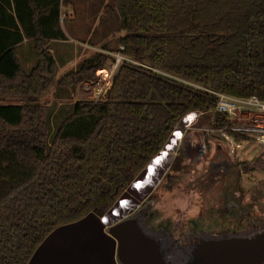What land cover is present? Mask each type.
I'll return each mask as SVG.
<instances>
[{
	"label": "trees",
	"instance_id": "obj_1",
	"mask_svg": "<svg viewBox=\"0 0 264 264\" xmlns=\"http://www.w3.org/2000/svg\"><path fill=\"white\" fill-rule=\"evenodd\" d=\"M113 1L106 24L118 18L128 61L104 99L76 101L53 132V108L37 101L54 86L75 93L114 60L97 53L57 81L47 41L66 40L62 0H0V97L26 99L0 103V264H28L57 227L104 217L190 113L226 127L204 90L264 102V0ZM26 40L28 72L18 57ZM236 162L240 178L246 163ZM189 171L180 145L170 172Z\"/></svg>",
	"mask_w": 264,
	"mask_h": 264
},
{
	"label": "water",
	"instance_id": "obj_2",
	"mask_svg": "<svg viewBox=\"0 0 264 264\" xmlns=\"http://www.w3.org/2000/svg\"><path fill=\"white\" fill-rule=\"evenodd\" d=\"M143 67L151 70L148 63ZM189 116L104 217L91 213L57 227L28 264H264V221L240 233L202 232L194 246L179 251L164 234L146 225L139 207L169 171Z\"/></svg>",
	"mask_w": 264,
	"mask_h": 264
},
{
	"label": "rangeland",
	"instance_id": "obj_3",
	"mask_svg": "<svg viewBox=\"0 0 264 264\" xmlns=\"http://www.w3.org/2000/svg\"><path fill=\"white\" fill-rule=\"evenodd\" d=\"M62 2V16L66 18L65 15L69 14L73 17V21L71 22V25H69V28L68 24L64 25L70 34L69 40L80 43L85 42L84 40H86L89 45L96 48V50H89V52H93V56L94 54L102 52L103 46H107L108 50L113 53L105 55L112 58L115 62L116 56L119 55L118 40L123 34L120 33L118 29V18H115L106 24L107 20L110 18V11L109 9H105V6H113L114 1L62 0ZM69 4H71L72 7L66 9ZM88 16L89 18L87 20ZM87 24V28H90L89 30L85 29ZM72 26H79V35H77V32L74 33L71 30ZM64 48L70 52L73 48H77V44H67ZM18 57L24 70L27 72L30 71L36 63L33 46L29 43H26L18 49ZM81 57L82 61H84L90 56L84 57L83 54ZM112 63H108L106 69L98 72L101 73V71L108 70ZM59 69L56 78L57 81L61 78L62 65H59ZM95 81L96 77L90 82ZM85 84L78 87L77 95L72 89L66 93L63 92V90H60L54 95L53 90L57 91V87L54 86L45 96L37 101L40 105L53 108L54 113L51 120L53 132L56 131L58 126L62 124L63 120L72 113L73 103L78 100H90V95L88 94L90 91L87 90L88 85L85 87ZM58 96L60 98H58ZM24 101H26V99L14 97L2 99L0 97V103L4 105H18L24 103ZM207 127H209L208 122L203 121L199 117L186 127V131L179 142V146L181 145L185 161L190 167V171L184 172L176 177L173 175L168 176L167 179L156 189L151 198L157 211H159L160 214L162 213V220H170L172 223L180 222L181 219L187 221L191 218L197 217L199 212L203 209H205V213L207 210L209 214H215V209L224 205L225 196L228 195L230 197L231 194L230 186L234 179L229 183L230 179H227L226 172L220 165L221 161L231 159L235 162L239 161L240 163H246V166L242 167V170L245 172L242 173L241 179V191L243 193L241 204L246 206V217L251 214L253 209H255L258 218H260L259 222L264 221V171L255 168L253 164L254 160L259 156L260 148L251 145L248 149L242 152V159H236V156L233 155L229 145L226 143L216 142L215 137L213 136L209 137L206 142L204 141L205 134L202 133V130ZM199 142L201 145H203V143L206 145L208 151L206 157H204V155L202 157L199 156L197 150H194ZM216 144L221 145V150H217ZM183 146H186L185 150L183 149ZM246 157H248V160L245 159ZM208 158L209 160L212 159V164L210 165L207 163L206 165H203ZM203 169L210 171L208 173V178H205L202 171ZM179 185H182V189H179ZM197 186H199V189L206 187L209 188V190L202 191L201 193L196 192L198 191L196 190ZM238 197H235V199Z\"/></svg>",
	"mask_w": 264,
	"mask_h": 264
},
{
	"label": "flooded vegetation",
	"instance_id": "obj_4",
	"mask_svg": "<svg viewBox=\"0 0 264 264\" xmlns=\"http://www.w3.org/2000/svg\"><path fill=\"white\" fill-rule=\"evenodd\" d=\"M197 150V149H196ZM192 161V160H191ZM212 159L209 158L204 162L203 165L209 163L212 164ZM174 162V161H173ZM192 163V162H191ZM173 164V163H172ZM219 165V164H218ZM223 167V170L226 172L227 179H230L231 184V194L230 197L225 196L224 205L215 209V214H209L205 209L199 212L197 217L191 218L190 220L184 221L183 219L180 222L172 223L170 220H162V213L159 211L152 203L151 198L153 197L156 189L161 185V183L167 179L171 174L170 170L165 174L162 181L155 189V191L151 194V196L140 205L139 209L144 213V221L146 225L152 228L154 231L158 233L164 234V236L170 241L171 246L179 251V250H187L191 246H194L196 241H198V237L202 232H212V233H240L243 231H247L257 226L260 222V218L257 216V211L253 209L251 214L245 215V207L241 204L242 196L238 189L242 188V173L241 171L240 178L237 177V168L238 164L231 159L223 160L220 164ZM172 166V165H171ZM205 178L209 177V172L206 170H202ZM199 172V171H198ZM200 173V172H199ZM180 175V174H179ZM195 175V174H194ZM207 175V176H206ZM177 176V175H173ZM203 176V177H204ZM239 178V182L238 181ZM203 179V178H201ZM196 183V182H195ZM197 184V183H196ZM200 184V183H199ZM240 186V188H239ZM179 189H182V185H179ZM196 192H204L209 190V188H200L197 186ZM239 196V197H238ZM235 197H238L235 199Z\"/></svg>",
	"mask_w": 264,
	"mask_h": 264
},
{
	"label": "built area",
	"instance_id": "obj_5",
	"mask_svg": "<svg viewBox=\"0 0 264 264\" xmlns=\"http://www.w3.org/2000/svg\"><path fill=\"white\" fill-rule=\"evenodd\" d=\"M120 50H123V48L121 47ZM103 53L109 55L108 53ZM125 61L128 60L119 54L116 56L115 62L109 66V69L105 70L106 75L98 72L95 82L85 84V87L88 85L87 90L90 91L88 93L90 99L98 101L106 97L112 85L114 75ZM192 86L201 90L203 89L195 85ZM204 91L210 94L211 97L216 98V106L211 113L224 115L226 121L229 122L223 128H213L209 125V127L203 129L202 132L205 134L204 141L206 142L211 136L219 138L221 142L229 145L236 159H242V152L251 145L258 146L260 153L253 164L255 168L264 171V102L255 97L236 99L211 90ZM189 115H195V113H190ZM195 116L198 118L200 115L197 114ZM234 136L242 137V140L237 141ZM203 144L204 147L197 148V153L201 157L208 152L205 143ZM245 159L248 160V157Z\"/></svg>",
	"mask_w": 264,
	"mask_h": 264
},
{
	"label": "crops",
	"instance_id": "obj_6",
	"mask_svg": "<svg viewBox=\"0 0 264 264\" xmlns=\"http://www.w3.org/2000/svg\"><path fill=\"white\" fill-rule=\"evenodd\" d=\"M93 4H94V2H93ZM68 7L71 8L72 7L71 4H69L66 7V9H68ZM65 17L66 18H64L63 16L61 17V29H62L63 33L65 34V36H66V40L65 41H61V40H49V41H47V46L50 49V53L53 55V57L55 58V61H56L57 65H58V72L57 73H59V70H60L59 69V65H62L61 78L65 74H67L68 72L76 71L77 70L78 66L83 62L82 59H81L82 58L81 56L83 54H84V57L90 56L89 58H91V57H93V52H91V51L89 52V50H96V48L95 47H92L91 45H89V43L86 40H84L85 42H81V43L80 42H77V41L69 40L70 34L68 33V30H67V28H65L64 25L65 24H68V28H69L70 27L69 25H71V22L73 21V17H72V15H69V14H66ZM88 18H89V16L87 17V20H88ZM87 27H88V24L86 25L85 29L89 30L90 28H87ZM78 28H79V26H77V27L72 26L71 27V30L74 33L77 32V35H79L80 30ZM26 43H29V44L32 45V43L30 41H27L26 40L21 46L25 45ZM72 43H74V45L77 44V48L76 49L73 48L69 52L64 47H65V45L72 44ZM20 47H18V49ZM103 52H105V53H113V52H110V51H108V52L102 51L100 53H103ZM118 54H119V51H118ZM69 90H70V88H64L63 89V92L66 93ZM58 92H59V90H57V91L56 90H53V94L54 95L57 94ZM77 92L78 91L75 92L76 95H77ZM71 94H73V93H71ZM71 96H73V95H71ZM58 98H60V97L58 96ZM213 137H215V136H213ZM215 141L216 142H221V140L219 138H217V137H215ZM209 143H210V141H209ZM216 146H217V150L218 149L221 150V148H220L221 145L220 144H216ZM183 147H184L183 149L185 150L186 149L185 148L186 146H183ZM202 147H204V144L201 145L200 142H199V144L196 145V147L194 148V150L197 149V148H202ZM207 154H208V152H207ZM207 154H205L204 157H206Z\"/></svg>",
	"mask_w": 264,
	"mask_h": 264
},
{
	"label": "bare ground",
	"instance_id": "obj_7",
	"mask_svg": "<svg viewBox=\"0 0 264 264\" xmlns=\"http://www.w3.org/2000/svg\"><path fill=\"white\" fill-rule=\"evenodd\" d=\"M102 74H107L106 71H101ZM192 122V118H189L187 121H186V124L189 125L190 123Z\"/></svg>",
	"mask_w": 264,
	"mask_h": 264
}]
</instances>
